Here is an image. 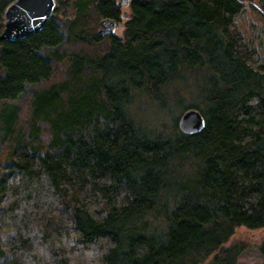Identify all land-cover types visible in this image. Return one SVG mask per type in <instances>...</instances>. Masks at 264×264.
I'll return each instance as SVG.
<instances>
[{"label":"trees","instance_id":"1","mask_svg":"<svg viewBox=\"0 0 264 264\" xmlns=\"http://www.w3.org/2000/svg\"><path fill=\"white\" fill-rule=\"evenodd\" d=\"M122 8L56 0L0 42V264H237V229H264V0Z\"/></svg>","mask_w":264,"mask_h":264},{"label":"water","instance_id":"2","mask_svg":"<svg viewBox=\"0 0 264 264\" xmlns=\"http://www.w3.org/2000/svg\"><path fill=\"white\" fill-rule=\"evenodd\" d=\"M131 0H118V4L128 6ZM56 0H14L4 12L3 29L0 32V42H15L23 40L42 30L54 12ZM126 18V14L122 15ZM116 26L122 28V23L110 19L99 22L98 35L113 34ZM179 129L184 134H196L205 127L202 115L195 109L182 113L178 121Z\"/></svg>","mask_w":264,"mask_h":264},{"label":"rangeland","instance_id":"3","mask_svg":"<svg viewBox=\"0 0 264 264\" xmlns=\"http://www.w3.org/2000/svg\"><path fill=\"white\" fill-rule=\"evenodd\" d=\"M122 10L124 12H127V7L123 6ZM250 20L251 19L247 18L246 16L241 18V21L239 20L240 23L243 25V28H245L247 30V31L243 30L246 35H248L250 33V30H249V27H250L249 21ZM0 24H2V27L0 29V32H1L3 29V21H1ZM121 32H122V28H120L119 26H116V28L113 31V34L114 35H120ZM144 102H145V100H144ZM145 103H144V106L147 107V108H145L147 111L144 113H142V111H139V113H135V114L138 115L137 118L139 119V121L143 120L144 123L148 125V127H150V126L155 127L156 125L154 123L157 124V121H155L156 119L159 121L158 124L161 125V127H162V125H165L169 119H171L168 117H162L160 115H156L157 111L155 112L154 110H151V107ZM172 110L175 114H177L180 111V108L175 107ZM181 115H182V113H181ZM180 116H179V118H180ZM179 118H178V121H179ZM178 121H177V124H178ZM145 124H144V126H146ZM178 127H179V125H178ZM263 238H264V229L258 230V231H248L244 228L237 229V231L233 237L234 241L243 242L247 246V249L239 255L237 264H260L263 260V257L258 252L256 245Z\"/></svg>","mask_w":264,"mask_h":264}]
</instances>
